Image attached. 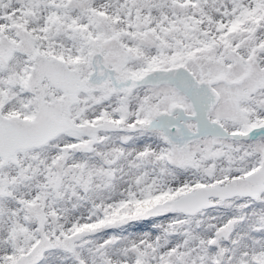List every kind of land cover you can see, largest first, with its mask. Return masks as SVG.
<instances>
[{
    "label": "snow or ice",
    "instance_id": "6c2138e0",
    "mask_svg": "<svg viewBox=\"0 0 264 264\" xmlns=\"http://www.w3.org/2000/svg\"><path fill=\"white\" fill-rule=\"evenodd\" d=\"M0 264H264V0H0Z\"/></svg>",
    "mask_w": 264,
    "mask_h": 264
}]
</instances>
